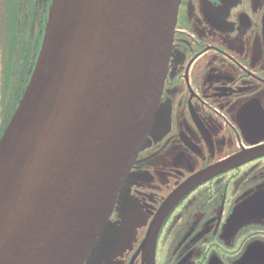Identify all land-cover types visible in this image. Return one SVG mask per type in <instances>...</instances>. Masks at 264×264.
I'll return each mask as SVG.
<instances>
[{
	"label": "flooded vegetation",
	"instance_id": "1",
	"mask_svg": "<svg viewBox=\"0 0 264 264\" xmlns=\"http://www.w3.org/2000/svg\"><path fill=\"white\" fill-rule=\"evenodd\" d=\"M52 1L0 0V138ZM262 138L264 0H180L158 108L84 264H264V152L231 161Z\"/></svg>",
	"mask_w": 264,
	"mask_h": 264
},
{
	"label": "water",
	"instance_id": "2",
	"mask_svg": "<svg viewBox=\"0 0 264 264\" xmlns=\"http://www.w3.org/2000/svg\"><path fill=\"white\" fill-rule=\"evenodd\" d=\"M179 4L52 1L37 63L0 138V264H84L158 108Z\"/></svg>",
	"mask_w": 264,
	"mask_h": 264
},
{
	"label": "trees",
	"instance_id": "3",
	"mask_svg": "<svg viewBox=\"0 0 264 264\" xmlns=\"http://www.w3.org/2000/svg\"><path fill=\"white\" fill-rule=\"evenodd\" d=\"M10 121V120H9ZM9 123V122H8ZM8 125V124H7ZM7 127V126H6ZM6 129V128H5Z\"/></svg>",
	"mask_w": 264,
	"mask_h": 264
},
{
	"label": "clouds",
	"instance_id": "4",
	"mask_svg": "<svg viewBox=\"0 0 264 264\" xmlns=\"http://www.w3.org/2000/svg\"><path fill=\"white\" fill-rule=\"evenodd\" d=\"M230 19H231V17H230Z\"/></svg>",
	"mask_w": 264,
	"mask_h": 264
}]
</instances>
